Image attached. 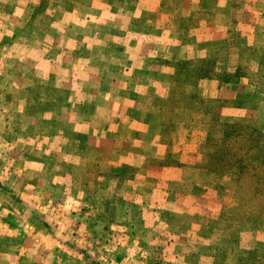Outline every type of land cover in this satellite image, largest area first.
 Here are the masks:
<instances>
[{"label":"rangeland","instance_id":"obj_1","mask_svg":"<svg viewBox=\"0 0 264 264\" xmlns=\"http://www.w3.org/2000/svg\"><path fill=\"white\" fill-rule=\"evenodd\" d=\"M250 85L264 0H0V264H264L263 186L229 162L264 134ZM130 86L151 105L109 100ZM146 106L162 138L123 126Z\"/></svg>","mask_w":264,"mask_h":264},{"label":"crops","instance_id":"obj_2","mask_svg":"<svg viewBox=\"0 0 264 264\" xmlns=\"http://www.w3.org/2000/svg\"><path fill=\"white\" fill-rule=\"evenodd\" d=\"M220 15L225 16V13L222 12V14H220ZM251 27L255 28V24H252ZM254 35H255V33H254ZM193 47H194V50L196 48H198V46H196V45H192L191 46L192 49H193ZM196 50H198V49H196ZM262 50H263V47L261 46L259 48H255L254 51L256 52V54H261ZM116 59H118V58H114V60H116ZM128 68L129 67L124 69L122 74L123 73L124 74H128L129 73V71H127ZM165 73H168V72H165ZM122 77H125V76H122ZM227 87H229V84H225V85L223 84V87L220 90H225V92L222 91V94H217L215 96H212V98L214 100H210V101H215V100L220 101V99L227 98L228 97V88ZM108 89L111 90V88H108ZM121 89H123L124 91L119 90L120 94H124L125 95L126 93H128L127 91H130L132 93V96L129 97V98H127V97H118L120 95H118L117 97H114L112 95H109V94H111V91L107 90L106 94H108L110 97L112 96L109 100H114L116 98H123L124 100H126L125 101V105L128 106V107H132V106L136 105V102H135L136 100L144 99L146 101L145 104L149 106V105H151V101L154 100V98L156 97L155 96L156 95V92H155L156 89H153L150 86H146V87L143 86L142 88H134V87L130 86V87H122ZM246 89H247V87L242 92H239L240 94H238V92H237L236 95H235L236 99H240L241 96H245V97L246 96H252V97L254 96L255 100H254L253 103L258 104L260 102H264L263 101L264 98H262V94L257 90V88L255 86L253 87V86L250 85V89L248 90V92H247ZM102 91H98V92H102ZM229 94H230V92H229ZM221 95H223V98H222ZM209 97L210 96H207V98H206L205 96H202V97H199V98L208 101ZM199 98H197L198 100L196 99V103L192 102V104L190 106H187L186 108L180 106L175 112V115H174L175 120L178 119V122H179V120L182 119L183 122L182 123L179 122V123L182 124V125L190 126V127L191 126H195V125H199L200 123H198V122H200V120H198V118H197V115L199 114L198 110L200 109L199 108V104H198ZM215 98H219V99H215ZM247 99H249V98H247ZM147 100H150V101L147 102ZM245 101H246V98H245ZM132 102H135V104L133 105ZM220 102H222V101H220ZM127 103H129V104H127ZM120 104H121L120 106H123V102L122 101H120ZM148 106H146V109H145L146 111L144 110L142 112L141 116L137 115L136 117H131L128 120H125L123 126H125L126 128H128V127L131 128L132 129L131 132L134 133V134H137V133H149L150 135L151 134L154 135L153 132H154V129H156V130H158V137H160L162 133L164 134L165 128L169 127L170 123L168 122V119H164V118L160 122H158L156 124L152 123V120H151L152 117L150 116V113H149L150 109L148 108ZM133 108H135V106ZM222 110L225 111V110H228V109L222 108ZM241 111H243V112L248 111V112L254 113L256 115V112L259 111V110L256 109L255 107L244 108V107H241V106L238 107V109H236V112H241ZM126 116H128V115L126 114ZM129 116H131L130 113H129ZM234 116L235 117H239V118L247 117L246 115H243V114H240V113L239 114H236V113L230 114L228 117H234ZM114 134L111 133L109 138L110 139L113 138L115 140V142H118L117 138L113 137ZM163 136L164 135H162L161 138ZM125 140H126V138H125ZM142 140L143 141H141V143L146 142L147 141V137H145V136L142 137ZM109 147L111 149H114V148H116V144L115 145L111 144V141H110V146ZM150 152H147V153H150ZM162 156L165 157V155H162Z\"/></svg>","mask_w":264,"mask_h":264},{"label":"trees","instance_id":"obj_3","mask_svg":"<svg viewBox=\"0 0 264 264\" xmlns=\"http://www.w3.org/2000/svg\"><path fill=\"white\" fill-rule=\"evenodd\" d=\"M240 128H242V130L240 131H243L246 129L243 126H240ZM238 134L236 136H238ZM244 134L247 137L246 138V141L248 144L246 148L247 150L245 151V153L237 155V156H236V153H234L233 151H230L231 153L229 152V154L231 156L229 158V162L230 163L233 162L232 164H235L237 162H234V161H238L240 170L244 174L252 175L254 178L258 179L260 181L258 183L263 186L261 189L262 191H264V185H263L264 183V134L262 133V131H258V130L252 131L250 129H246ZM235 137L232 138V140L236 139ZM226 142H227L226 144V148H227L228 144L231 142V137H229V139Z\"/></svg>","mask_w":264,"mask_h":264}]
</instances>
